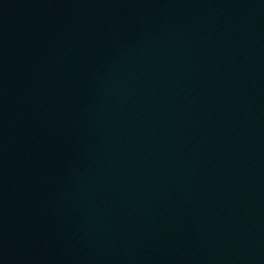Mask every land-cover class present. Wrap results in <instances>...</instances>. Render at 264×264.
I'll return each instance as SVG.
<instances>
[{
  "label": "water",
  "instance_id": "1",
  "mask_svg": "<svg viewBox=\"0 0 264 264\" xmlns=\"http://www.w3.org/2000/svg\"><path fill=\"white\" fill-rule=\"evenodd\" d=\"M0 264H264V0H0Z\"/></svg>",
  "mask_w": 264,
  "mask_h": 264
}]
</instances>
